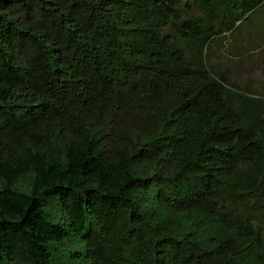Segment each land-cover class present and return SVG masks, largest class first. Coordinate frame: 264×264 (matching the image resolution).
I'll return each instance as SVG.
<instances>
[{
  "label": "trees",
  "instance_id": "16d2710c",
  "mask_svg": "<svg viewBox=\"0 0 264 264\" xmlns=\"http://www.w3.org/2000/svg\"><path fill=\"white\" fill-rule=\"evenodd\" d=\"M263 6L0 0V264H264V94L207 58Z\"/></svg>",
  "mask_w": 264,
  "mask_h": 264
},
{
  "label": "rangeland",
  "instance_id": "374dc122",
  "mask_svg": "<svg viewBox=\"0 0 264 264\" xmlns=\"http://www.w3.org/2000/svg\"><path fill=\"white\" fill-rule=\"evenodd\" d=\"M199 13L197 9L191 12ZM207 58L214 69L243 91L264 94V6L255 14L252 23L243 24L232 34L213 39ZM237 207L249 212L242 205ZM256 219L260 217L256 216Z\"/></svg>",
  "mask_w": 264,
  "mask_h": 264
}]
</instances>
